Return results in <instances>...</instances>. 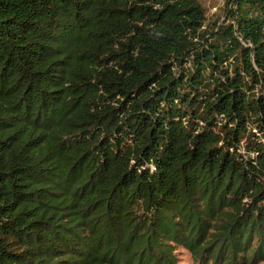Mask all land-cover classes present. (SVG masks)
Instances as JSON below:
<instances>
[{"label":"trees","instance_id":"16d2710c","mask_svg":"<svg viewBox=\"0 0 264 264\" xmlns=\"http://www.w3.org/2000/svg\"><path fill=\"white\" fill-rule=\"evenodd\" d=\"M232 2L0 0V264L264 257V0Z\"/></svg>","mask_w":264,"mask_h":264},{"label":"rangeland","instance_id":"374dc122","mask_svg":"<svg viewBox=\"0 0 264 264\" xmlns=\"http://www.w3.org/2000/svg\"><path fill=\"white\" fill-rule=\"evenodd\" d=\"M232 1L233 0H201L205 7L208 21L216 22L217 20H224L228 8L233 5ZM173 244V256L177 264H200V261L193 256L191 250L186 245L181 243ZM251 264H264V257Z\"/></svg>","mask_w":264,"mask_h":264}]
</instances>
